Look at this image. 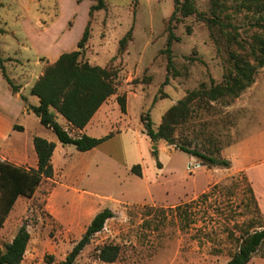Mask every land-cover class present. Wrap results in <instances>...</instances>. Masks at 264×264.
Segmentation results:
<instances>
[{
  "label": "rangeland",
  "instance_id": "1",
  "mask_svg": "<svg viewBox=\"0 0 264 264\" xmlns=\"http://www.w3.org/2000/svg\"><path fill=\"white\" fill-rule=\"evenodd\" d=\"M219 1L225 6L222 20L235 26L237 37L250 52L254 35L260 32L255 26L257 16L238 9L242 0ZM95 2L0 0V28L5 30L0 33V49L8 75L28 74L34 80L61 53L78 49L90 19L89 8ZM195 3L200 12L211 15V0ZM174 9V0H107L106 8L94 12L83 59L117 69L118 88L98 113L91 132L98 138L112 136L101 143L98 152L65 145V157L69 167H87L85 177L75 182L81 183L80 189L98 194L99 203L82 207L73 200L51 197L55 187L75 190L62 184L64 174L59 170L57 152L56 175L45 179L32 197L17 199L0 229V252L26 224L31 238L21 264H59L95 214L110 208L114 216L93 236L75 264H223L238 250L244 233L263 225L242 172L231 173L223 166L209 168L175 144L225 158L228 146L264 126V67L237 97L211 100L202 95L224 81L233 70L230 52L242 49L228 41L227 32L235 34L233 27L210 28L196 14L178 13L180 21L172 22L179 37L172 44L174 69L168 71L163 49ZM129 30L132 38L121 51L120 40ZM191 92L200 95L191 100L188 117L176 124L175 144L163 139L151 141L142 116L148 114L157 130L163 114ZM119 95L127 97L126 112L121 110ZM28 96L33 105L39 104L37 96ZM4 98L1 91L0 107ZM23 103L11 100L17 122L29 133L42 131L33 110L23 113ZM56 120L62 126L67 124L59 113ZM42 133L58 139L50 128ZM70 148L77 153L72 154ZM108 156L131 167L126 171ZM4 157L0 151V158L7 160ZM135 165L141 166L142 176L133 173ZM106 244L120 246L113 262L99 258L100 248Z\"/></svg>",
  "mask_w": 264,
  "mask_h": 264
},
{
  "label": "trees",
  "instance_id": "2",
  "mask_svg": "<svg viewBox=\"0 0 264 264\" xmlns=\"http://www.w3.org/2000/svg\"><path fill=\"white\" fill-rule=\"evenodd\" d=\"M174 2L175 9L167 27V46L163 49V52L168 57V71L174 69L172 44L179 37L173 31L172 22L180 21L181 18L178 13H181L182 16L196 14L199 20L206 22L210 28L214 26H220L223 29L233 27L235 34L227 32L228 41L238 44L242 52L231 51L230 60L233 63V70L224 76L222 83L214 85L209 90H204L201 93L211 100H216L226 95L239 96L241 92L255 82L258 70L264 67V0H242L238 6V9H245L257 16L255 26L260 29V32L254 35V44L250 52H246L244 40L237 37L238 32L235 26L231 22L222 20L221 15L225 6L219 0H211L210 16L198 10L195 0H174ZM106 6L107 0H96L90 6V19L78 41V49L61 53L54 62L46 66L30 89L31 94L38 96L40 101L38 105H30V109L40 118L41 123L51 128L61 143L73 144L79 151L91 150L112 136V133L101 138L87 134L74 136L56 120V114L59 113L73 127L83 129L101 105L117 92V69L111 66L94 65L83 59L86 43L90 38L91 17L95 11L104 9ZM4 31L3 28H0V33H4ZM131 38L132 30H129L120 40L121 51L127 48ZM4 61L5 59L1 56L0 49V71L11 86L12 91L18 92L19 85L15 84L8 75ZM168 81L169 77L166 78L165 82L167 83ZM198 95H200L199 92H191L186 98L169 108L163 114L162 122L157 130L153 129L148 114L142 116L146 133L151 140L156 142L163 139L175 144V126L188 117L190 102ZM23 98L26 99L25 97ZM118 101L121 110L126 112V95H119ZM34 144L38 156L37 168H25L0 158V229L3 227L17 199L20 196L32 197L43 180L54 175L52 156L55 150V143L44 137L35 136ZM175 146L192 156L202 159V163L209 168L214 166L229 167L231 165V161L227 158L217 157L214 154L185 145L175 144ZM132 171L142 176L140 165L133 166ZM113 216L114 212L110 208H104L98 212L87 226L82 237L59 264H75L78 256L91 242L93 236L100 232L104 228L106 221ZM30 238L31 235L27 225L23 224L12 241L6 244L5 250L0 252V264H21ZM263 240L264 223L261 225V229L248 231L241 236L238 250L226 264H247ZM119 253V245L106 244L100 248L99 258L106 262H113L119 256Z\"/></svg>",
  "mask_w": 264,
  "mask_h": 264
},
{
  "label": "crops",
  "instance_id": "3",
  "mask_svg": "<svg viewBox=\"0 0 264 264\" xmlns=\"http://www.w3.org/2000/svg\"><path fill=\"white\" fill-rule=\"evenodd\" d=\"M42 70L40 71L39 75L42 73ZM39 75L34 80L28 78V74L22 75L21 73H19L16 77L11 76V78H13L14 83L19 85V91L13 92L7 80L4 78V76L2 77L0 74V93L1 91H3V96L5 97L4 99L1 100V107H0V151L6 155L7 158L4 157V159H7V161L10 162L14 161L12 163L25 168H37L38 156L35 149L34 137L41 136L48 139L49 141L54 142L55 150L52 156V163L54 166L53 177L56 175L58 171V167L55 162L56 153L58 152L59 153L58 162H60L59 170H61L62 173L64 174L63 175L64 182L62 184L64 185L70 184L71 186H73L75 190L68 192L64 186H60V188L55 187V189L51 192V197L59 201L73 200L82 207L91 204L93 202L98 204L99 203L98 198H100L98 194L86 189H80L78 184L81 183H79L78 181L75 182L76 178L82 180V178L85 177L88 169L86 166L82 164L69 167L70 161L65 157L67 155V153H65V151L67 150V148H65V145H73V144H63L60 142L59 139L55 140L45 137L46 136L44 135L45 133L42 132L47 131L48 128L41 123L40 118L37 115H36L37 122L42 127L39 130L42 131H33L31 133L28 132L25 125L19 124L17 122V118L13 116L14 109L10 105L11 100H14L17 103L21 101L22 103L24 102L21 109L23 110L24 114L26 112H29L30 105L33 104L31 103L32 98L28 96V93L31 94L30 89L35 83V81L38 79ZM23 97H25L26 99H24ZM108 101H110V98H108L101 105V107L93 115L91 120L83 129H78L73 127L68 120H67V124L63 127L66 128L74 136H81L83 134H87L90 136H98L95 133H92L94 131L93 128H95L96 120H98L99 117L98 113L108 103ZM22 137H25V139L22 140ZM149 139L151 140L150 137ZM100 145L101 144L88 151L97 150L98 152L100 151L98 150ZM70 149L72 150L73 148ZM77 150L73 149L72 154L77 153L76 152ZM224 153H225V158L231 161V165L226 168L230 169L231 173L242 172L249 181L252 193L255 197V200L260 210L261 217L264 222V126L262 125L260 129H258L257 131L247 134L244 138H242L238 142L228 146L225 149ZM110 157L111 156H108V158ZM110 159L114 163L124 166L126 171L131 167V165L127 163H121L118 160L112 158ZM46 179H52V177ZM92 219L90 220V222L92 221ZM259 229H261V227ZM231 257L232 255L223 264H226L231 259ZM247 264H264V240L259 245V247L257 248L252 258Z\"/></svg>",
  "mask_w": 264,
  "mask_h": 264
},
{
  "label": "water",
  "instance_id": "4",
  "mask_svg": "<svg viewBox=\"0 0 264 264\" xmlns=\"http://www.w3.org/2000/svg\"><path fill=\"white\" fill-rule=\"evenodd\" d=\"M154 148H157V144H155Z\"/></svg>",
  "mask_w": 264,
  "mask_h": 264
}]
</instances>
